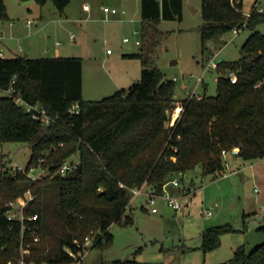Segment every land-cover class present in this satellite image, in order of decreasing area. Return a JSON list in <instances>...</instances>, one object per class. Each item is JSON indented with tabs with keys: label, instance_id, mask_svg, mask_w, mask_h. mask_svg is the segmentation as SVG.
Returning a JSON list of instances; mask_svg holds the SVG:
<instances>
[{
	"label": "trees",
	"instance_id": "obj_1",
	"mask_svg": "<svg viewBox=\"0 0 264 264\" xmlns=\"http://www.w3.org/2000/svg\"><path fill=\"white\" fill-rule=\"evenodd\" d=\"M52 1L60 12L69 2ZM243 4V0L201 2L202 50L210 39L233 28L250 30L241 55L217 64L227 73L217 77L212 95L176 98L173 81L150 64L143 44L139 51L123 54L142 59L140 76L101 99L83 98L78 55L0 56V264H20V222L7 219L5 210L9 199L24 200L25 188L35 195L24 211L37 214L33 222L39 236L30 238L25 259L35 264H81L86 235L94 233L91 247L111 242L108 227L131 206V187L144 184L159 192L176 174L195 166L202 175L222 172V150L234 146L244 160L264 157V33L258 29L264 11L252 5L244 11ZM182 8V0H140V39L147 37L145 22L179 19ZM7 17L0 0V21ZM230 71L237 76L235 82ZM13 77L20 95L39 102L54 121L42 123L4 92ZM74 103L77 111L70 109ZM177 104L180 113L169 124L166 109ZM8 141L26 142L30 147L26 164L43 157L40 164L47 172L35 180L20 170L12 173L1 149ZM73 153L78 160L69 170L58 172V163ZM130 221L132 216L127 215L124 222ZM226 228L207 227L203 246L217 244L218 233ZM111 264L123 262L115 259ZM214 264H264V240L249 250L237 247L231 258Z\"/></svg>",
	"mask_w": 264,
	"mask_h": 264
},
{
	"label": "rangeland",
	"instance_id": "obj_2",
	"mask_svg": "<svg viewBox=\"0 0 264 264\" xmlns=\"http://www.w3.org/2000/svg\"><path fill=\"white\" fill-rule=\"evenodd\" d=\"M131 1L69 0L60 12L52 0L43 4L35 0H3L8 17L0 23L14 22L24 35L13 43L26 46L30 40L36 47L33 54L41 52L40 56H53L56 52L54 42L58 40L59 54L80 56L82 96L85 99H101L136 80L140 76L142 59L123 54L139 51L140 44L145 45L150 64L157 66L166 79L174 78L176 98L215 94L217 77L226 74L227 70L210 64L236 60L250 30L242 28L238 32L228 31L215 36L207 42L206 50H202L199 30L203 22L202 0H182V16L145 22L147 37L143 40L140 39V0H134L133 7ZM252 2L243 0L244 11L249 10ZM84 4L90 9L86 10ZM261 4L264 5V0ZM104 5L124 8L125 13L106 12ZM189 5L198 10L192 11ZM258 29L264 33V23L258 25ZM71 32L74 33L73 39L69 37ZM125 36L128 41L123 40ZM136 39H140V44L135 43ZM44 44L48 51H40ZM106 59L110 62L105 63ZM179 107L177 104L166 109L169 124L179 115ZM1 149L4 160H8L13 168L14 165H26L30 155L26 142L8 141ZM73 159L78 160L77 153ZM223 160L222 172L202 175L199 166H195L175 175L178 185L166 183L164 191L171 197H179V209L172 208L159 197V211L149 213L141 205L143 196L137 195L131 206L123 210L121 219L109 225L112 238L108 245L91 247L94 233L90 235L91 241L84 244L81 253V264H111L115 259L123 264H214L231 258L237 247L249 250L262 242L264 157L249 161L228 150L223 154ZM183 187L194 188V193L184 195ZM127 215L132 216V221L124 222ZM215 225L228 228L218 233L217 244L205 248L203 233L207 227ZM18 248L19 263L26 264L29 260L25 256L30 249L23 248L20 240Z\"/></svg>",
	"mask_w": 264,
	"mask_h": 264
},
{
	"label": "built area",
	"instance_id": "obj_3",
	"mask_svg": "<svg viewBox=\"0 0 264 264\" xmlns=\"http://www.w3.org/2000/svg\"><path fill=\"white\" fill-rule=\"evenodd\" d=\"M260 2H261V0H254L252 7L257 9L258 11H264V5L260 4ZM84 7L88 8V4H85ZM103 10L106 12H111V13H125L124 8H118L116 6L104 5ZM231 31L238 32L239 29L233 28ZM70 37L72 38L73 34H71ZM123 40L128 41L129 38L125 36L123 38ZM135 43L140 44V39H136ZM3 52H4V48L0 47V56H3ZM107 52H110L109 48H107ZM210 65L213 67L217 66L216 63H211ZM229 77H230V80L232 82L236 81L237 76L234 72L230 71ZM14 80H15V77L12 78L10 85L4 89V92L12 95L18 104L23 105L27 111L32 112V114L35 117L39 118L42 123H48L50 121H54L55 116H52L49 113H47L45 108L43 106H41V104L39 102H37V101L36 102H28L20 95V92L18 90H16L12 84V82ZM171 80L173 81L174 78ZM179 108L181 110V107H179ZM70 109L77 111L78 110L77 109V103H74ZM172 123H173V121L171 122V124ZM227 151L228 150L223 149L222 153L224 154ZM230 151L237 152L238 146L232 147L230 149ZM74 154L75 153L69 155L68 157L64 158L61 162L58 163V167H57L58 172L64 173L65 171L69 170L73 166L74 162H76L73 159ZM42 159H43V157H39L37 163H31L29 165L26 164L25 166L13 164L14 170H20L22 172H25V174L28 177H30V179L35 180V179L41 177L47 171V168L40 164ZM36 166L38 167V169ZM167 183H171L173 185H178L179 181L174 176ZM165 185H166V183L163 184L162 190L159 192L147 189L144 184L131 187L130 190H131L132 196H131L130 201L132 202L133 199L137 195H144V199L141 201V205L144 208H146L147 211L154 213V212H157L159 209L157 206V198L160 197V198H163L165 200L167 205L171 206L174 209H179L181 207L179 197L169 196L166 193V191H164ZM190 193H192V190L188 189L185 194L188 195ZM23 195H24L23 201H19L17 199H9L6 202L7 208L5 210V216L9 220H17L20 222V244L23 245V248L29 249L28 247H29V243H30V238L32 240H38V237H39L38 233H37L38 224L33 222V220L36 219L37 214L36 213L27 214V213H25L24 208H25L27 202L30 201L35 195L31 193L29 188L24 189ZM206 213L209 214L210 211H207ZM8 226H9V228L11 227L10 224ZM89 238H90V235L85 236V238H84L85 242H83V245L88 243L89 241H91V239L89 240ZM26 264H35V263L33 261H29ZM40 264H47V263H46V261H41Z\"/></svg>",
	"mask_w": 264,
	"mask_h": 264
},
{
	"label": "crops",
	"instance_id": "obj_4",
	"mask_svg": "<svg viewBox=\"0 0 264 264\" xmlns=\"http://www.w3.org/2000/svg\"><path fill=\"white\" fill-rule=\"evenodd\" d=\"M253 2H254V0H253ZM253 2H252V4H253ZM251 4V5H252ZM260 4H261V2H260ZM84 6H85V4H84ZM131 6L133 7L134 6V0H132L131 1ZM201 7V6H200ZM85 8V7H84ZM86 10H88V9H90V7L88 6V8H85ZM198 10V9H197ZM134 11V10H133ZM134 13V12H133ZM114 14V13H113ZM115 14H122V13H115ZM26 24H28L29 25V22L27 23L26 22ZM71 34H73V37L71 38L70 37V35ZM21 35H24V34H21V32L16 28V25H15V23L14 22H8V23H5V22H2V23H0V47L1 48H4V51L6 52L5 54L3 53V55H16V54H21V51H25V53L24 54H21V55H26V56H32V57H41L40 55V53H38V54H33L34 53V50L36 49V47H35V45H33V43L29 40L28 42H27V44H26V46H24V45H15L14 43H13V41L14 42H18L20 39H22V37H21ZM48 36H51L50 34H48ZM69 37H70V39H73L74 38V33L73 32H71L70 34H69ZM60 41H58V40H56L55 42H54V46H55V53H54V55H61V54H59V52H58V45H56V44H58ZM60 44V43H59ZM41 50H46V51H48L49 50V48H48V46L47 45H45L44 44V46L42 47V48H40V51ZM62 56V55H61ZM64 56V55H63ZM66 56H68V55H66ZM110 62V60L109 59H106L105 60V63H109ZM91 99V98H90ZM173 185V184H172ZM175 186V185H174ZM188 189H191V188H188ZM188 189H184V187L182 188V193L184 194V195H186L185 193L187 192V190ZM192 190V193H194V188L193 189H191ZM189 195V194H188ZM143 197H142V200L144 199V195H142ZM141 200V201H142ZM212 203H213V201H212ZM158 211H159V209H158ZM157 211V212H158ZM147 212H149V211H147ZM157 212H154V213H157ZM149 213H151V212H149Z\"/></svg>",
	"mask_w": 264,
	"mask_h": 264
},
{
	"label": "water",
	"instance_id": "obj_5",
	"mask_svg": "<svg viewBox=\"0 0 264 264\" xmlns=\"http://www.w3.org/2000/svg\"><path fill=\"white\" fill-rule=\"evenodd\" d=\"M24 2H28V1H31V0H23ZM190 6V8H191V10L192 11H196L197 10V8H195V7H193L192 5H189ZM173 62V61H172ZM13 164V163H12Z\"/></svg>",
	"mask_w": 264,
	"mask_h": 264
}]
</instances>
